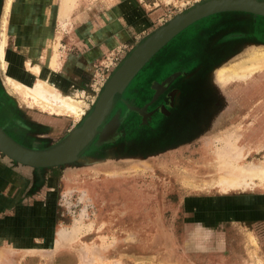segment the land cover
<instances>
[{
    "label": "rangeland",
    "instance_id": "374dc122",
    "mask_svg": "<svg viewBox=\"0 0 264 264\" xmlns=\"http://www.w3.org/2000/svg\"><path fill=\"white\" fill-rule=\"evenodd\" d=\"M6 1L0 0V34ZM128 1L79 0L66 28L53 15L63 62L75 24L78 34L88 21V33L95 35L103 17L109 11L121 17L118 8ZM204 1L138 0L150 25L92 64L88 108L79 121L27 107L7 87L0 65V125L7 134L9 128L23 133L18 140L10 134L22 145L58 143L91 113L136 44ZM30 20V34L37 35L42 23ZM22 34H7L11 68L30 57ZM223 41L224 54L238 44L231 58L203 68L197 58ZM256 48H264V17L229 12L204 18L168 42L115 97L103 123L114 119L115 131L100 143L97 135L79 159L37 169L0 152V264H264V190L251 185L228 191L210 181L231 132L249 163L264 161V92L253 88L264 77L241 90L215 80L227 61ZM251 205L262 220L250 218Z\"/></svg>",
    "mask_w": 264,
    "mask_h": 264
},
{
    "label": "bare ground",
    "instance_id": "6f19581e",
    "mask_svg": "<svg viewBox=\"0 0 264 264\" xmlns=\"http://www.w3.org/2000/svg\"><path fill=\"white\" fill-rule=\"evenodd\" d=\"M16 2L15 0L6 1L3 20H1L0 65L3 80L10 91L17 95L27 107L38 108L52 116H67L79 121L85 114L88 104L83 92L64 91L56 79L55 73L60 69L62 59L58 51L57 36L51 30L54 24V20L51 21V19L56 17H52L53 15H57L62 28L70 25L68 19L76 9L79 0H21V2L16 0ZM56 2L59 5L55 6L56 9L52 8ZM32 4L35 5L32 6ZM11 16L14 17L13 21H11ZM33 17L39 19V24L42 23L37 35L30 34L34 27L28 23V20ZM11 30L18 31V33L22 31L21 37L24 43L31 45L32 48L29 52L30 57L22 58L16 68H11L7 59V34ZM50 48H53V53L49 52ZM230 51V54H233L236 51L235 47L229 48L225 54ZM257 77H261L260 79L264 77V48L249 51L245 56L221 67L215 74L216 82L223 87L233 84L240 90L245 88L241 86H249L250 81ZM253 88L264 92V80L254 85ZM234 133L231 132L225 141L226 148L222 151L218 150L217 158L220 160L214 165L215 177L212 176L210 181H216L222 190L249 189L251 185L264 190V161L249 163L245 156L247 154H243L246 150L243 153L241 149L239 150L238 139ZM248 149L251 151L256 148Z\"/></svg>",
    "mask_w": 264,
    "mask_h": 264
},
{
    "label": "water",
    "instance_id": "95a60500",
    "mask_svg": "<svg viewBox=\"0 0 264 264\" xmlns=\"http://www.w3.org/2000/svg\"><path fill=\"white\" fill-rule=\"evenodd\" d=\"M229 12L250 13L264 17V0H206L199 4L195 3L186 12L177 14L165 25L155 29L141 43L135 45L129 56L106 81L91 113L58 143L44 149L27 148L10 137L0 126V152L13 161L37 169L79 159L81 152L97 135L100 143L106 141L110 133L115 131L117 123L114 119L103 126L113 108L115 97L123 93L131 80L159 50L195 22Z\"/></svg>",
    "mask_w": 264,
    "mask_h": 264
},
{
    "label": "crops",
    "instance_id": "0c3cea01",
    "mask_svg": "<svg viewBox=\"0 0 264 264\" xmlns=\"http://www.w3.org/2000/svg\"><path fill=\"white\" fill-rule=\"evenodd\" d=\"M18 1L20 2V0ZM128 2L129 3H124L118 8V13H120L121 17L114 16L115 13L113 14V11H109L108 15L106 14L107 16L103 17L104 22L101 21V25L96 27L94 30V34L96 36L88 33L90 32V25L88 21H85L84 25L79 30L80 33L78 34H75L76 24L75 27L71 29L72 33L67 42L68 49L71 52L68 54L69 56L66 59V62H63L62 60V65L57 72V79L61 85V88L63 87L65 89L73 85L77 87L76 90L85 93L87 91L86 87L89 86L93 78L94 70L92 64L95 63V61L99 60L103 56V54H105L108 50L116 48L128 42L136 33L143 31L144 28L150 25L148 16L146 15V13H144L143 8L139 6L138 0H129ZM33 5L35 4H32V6ZM115 7L116 5L112 6L113 9ZM68 20H70V18ZM30 46L29 48L32 49ZM212 48L214 49L215 46H213ZM21 49L25 52L29 51L28 47L25 46ZM227 53L223 56H215L211 53L210 54L212 57L215 58L216 62H218L224 56V59L226 60H228V58H231V55H233L230 54L231 51ZM203 56H206V54H204ZM202 58L203 57L200 54L199 59ZM227 62L228 63H226L224 66L229 65L232 61ZM174 73L179 72L177 71ZM4 131L6 132V129H4ZM8 132L14 135L17 140L23 137V133H21L16 128H9ZM23 146L31 149H36L35 147H29L26 145ZM252 210L253 208L251 205L249 207V212L251 216L250 218H253L254 221H257L258 219H263V216L261 217V215H258V211Z\"/></svg>",
    "mask_w": 264,
    "mask_h": 264
},
{
    "label": "flooded vegetation",
    "instance_id": "af4514ba",
    "mask_svg": "<svg viewBox=\"0 0 264 264\" xmlns=\"http://www.w3.org/2000/svg\"><path fill=\"white\" fill-rule=\"evenodd\" d=\"M259 1H261V0H259ZM243 24H244V23H243ZM246 25H247V24H246ZM256 27H257V26H256ZM229 40H231V39H229ZM221 42H222V41H221ZM227 42H228V41H227ZM224 43H226V42L223 41V44H222V45H219V46L215 47L214 50H213V53H214L215 50H218V52L223 51V50L225 49V47H226V46L224 45ZM237 45H238V44H235V43H234V44H229V47L232 46V47L234 48V47H237ZM224 46H225V47H224ZM212 47H213V46H212ZM229 47H228V48H229ZM218 48H219V49H218ZM235 49H236V48H235ZM208 51H209L208 49H204V51H203V55L206 54V56H203V55H202V57H203L202 59H198V58H197V59H198L197 62L200 63V64H202V67H203V68H204V67H205V68H209V67L214 66V65L217 64L215 58H213V57L211 56V54H213V53L210 54ZM221 53L224 54V52H221ZM224 57H225V56H224ZM224 57H223L222 59H224ZM220 61H221V59H220ZM220 61H218V62H220ZM114 100H115V99H114ZM99 130H100V129H99ZM9 135H10V134H9ZM10 136H11V135H10ZM11 137H12V136H11ZM14 139H15V138H14Z\"/></svg>",
    "mask_w": 264,
    "mask_h": 264
}]
</instances>
